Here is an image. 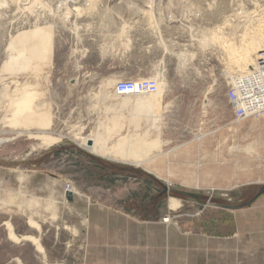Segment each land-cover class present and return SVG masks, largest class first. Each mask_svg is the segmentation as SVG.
<instances>
[{
    "label": "rangeland",
    "instance_id": "1",
    "mask_svg": "<svg viewBox=\"0 0 264 264\" xmlns=\"http://www.w3.org/2000/svg\"><path fill=\"white\" fill-rule=\"evenodd\" d=\"M263 13L264 0H1L0 264H264V242L234 230L260 202L264 115L236 117L228 94L250 76L218 44L240 45ZM154 77L160 111L124 109L106 145L133 136L158 153L137 165L91 152L81 138L118 120L116 84Z\"/></svg>",
    "mask_w": 264,
    "mask_h": 264
},
{
    "label": "bare ground",
    "instance_id": "2",
    "mask_svg": "<svg viewBox=\"0 0 264 264\" xmlns=\"http://www.w3.org/2000/svg\"><path fill=\"white\" fill-rule=\"evenodd\" d=\"M12 1H17V0H12ZM257 17H259V18H257L256 20L253 21V26H251L250 30L247 33H245V35H243L244 36V37H242L243 39L242 40L239 39L241 41L240 45H236L235 44L236 42L233 43L234 41L233 42H228V41L227 42H221V41H219L218 44H219V46H221V48L224 50V52L229 55L228 58H227V61H228L227 62V67L229 69H232L233 72H235V73L237 72V73H239L241 75L251 76L252 73L254 72V73H258L260 75V77H262L264 75V50H262L263 47H264V13L262 15H260V16L257 15ZM248 20H250V19H248ZM154 79L157 82V93L154 94V95H118L116 93H115V95L113 94L114 96H116L118 98V101H116V103L113 105L112 109L115 110L114 107L118 106V108H120V110L118 111V113H116L114 115V118H112V120L113 119L115 120L116 118H118V120L114 121V124L112 125V127H110V126L109 127H101V128H103V130L95 133V135L93 134V136H88V137L81 138L83 144L86 145L91 152H93V153H95L97 155H104L105 154L107 156H113V157H117V158H121V159H133L134 162L137 165H140L141 162H145L146 161L145 158L148 156L149 151L150 150L152 151V149H146L147 146H144V147H146L145 149H140V146L145 145V144L139 143L138 141L133 139V136L126 137V136H122L121 135L118 138V141L116 142V144H114V146L112 147L113 148L112 150L110 149V147L109 148L107 147L106 142L108 140L107 137L109 138L110 136L117 135L120 132L121 129L125 128L126 122L122 121L123 119H120V116H121L120 113H122L121 111H124V109H127V110L133 109V110H135L136 111L135 117H139L140 115L142 116V115L154 112V110H157V109H159V107H161L160 99H161V96H162V93H163L164 84H163V82L158 80V77H154ZM104 85L105 86L103 87V90L101 92L102 95L100 97L101 101H106V100L109 99L108 98V96H109L108 89L111 88L114 84H113V81L110 80V81L106 82ZM111 99L112 98H110L109 100H111ZM108 109H110V108H106V111ZM135 111H133V112H135ZM157 111H160V110H157ZM137 123L139 124V119L135 122V124H136L135 126L138 125ZM128 132H129V130H128ZM76 137L79 138V134L78 133L76 134ZM43 139L45 141L43 143H41L39 145V147L50 146L51 144L55 143L54 142L55 139H50L49 136L43 137ZM136 139H137V137H136ZM89 141L91 142V145H88ZM261 177H262L261 179H263L264 174ZM198 181H199V178H195V182H196L195 184H197ZM207 182H208V185L211 183V177L204 176L203 180L201 182H199V184L203 185V184H206ZM66 192L70 193L71 190L70 189H66ZM30 204H32V203H30ZM72 205H73V203H68L67 204V206H70V207ZM170 221H171L170 218L166 217L164 219L163 223H166V224L169 223L170 224ZM152 234H153V232H152ZM9 235L12 238H15V236L13 235V233L11 231H10ZM176 236H177V234H176ZM34 241L37 244L36 245L37 249L41 250L42 248L39 246L37 241L36 240H34ZM210 243H212V242H210ZM151 244H153V243H151ZM203 246H204V244H203ZM188 248H189V246H188ZM180 250H181V248H180ZM126 251H129V250H126ZM168 255H170V254H168ZM131 256H133V255H131ZM145 256H147V255H145ZM107 259H109V258H107ZM128 259H129V257H128ZM136 260H137V258H136ZM110 261H112V260H110ZM171 261H173V260H171ZM128 262H129V260H128ZM160 262H162V261H160ZM122 264H124V263H122ZM151 264H152V262H151ZM163 264H164V261H163Z\"/></svg>",
    "mask_w": 264,
    "mask_h": 264
},
{
    "label": "built area",
    "instance_id": "3",
    "mask_svg": "<svg viewBox=\"0 0 264 264\" xmlns=\"http://www.w3.org/2000/svg\"><path fill=\"white\" fill-rule=\"evenodd\" d=\"M248 80H238L228 94L238 119H247L264 115V78L252 73ZM118 95H154L157 93V82L153 78L127 80L115 86Z\"/></svg>",
    "mask_w": 264,
    "mask_h": 264
},
{
    "label": "crops",
    "instance_id": "4",
    "mask_svg": "<svg viewBox=\"0 0 264 264\" xmlns=\"http://www.w3.org/2000/svg\"><path fill=\"white\" fill-rule=\"evenodd\" d=\"M155 122H156V117L154 116V123ZM140 127L141 126L139 124V127L136 129V131L140 130ZM154 139H157V138H154ZM239 143H241V141L235 137L233 146L231 148H229V151L225 154V156L227 155V159L225 157H223L222 161L219 162V164L222 163L225 165L223 170H221L220 168H217L219 171L226 172L227 165L230 166L232 163V162L229 163V161L235 160L237 157H239V156H237L238 155L237 149H239V151H240V149L242 148ZM160 144H161V141L159 140L158 147H160ZM157 153H158V151H156V148L153 149L152 151L151 150L149 151V154H157ZM258 199H260V202L257 205H255L251 208H247L244 210L237 211L234 215L235 236H236V234H240L241 237L239 238V242H240L241 246L243 245V243L244 244L248 243V244H250V248H251V246L253 247V244L258 243L259 241L264 242V237L259 238V236H258V235H264V230H261L258 232V228H259L258 224H260V226L262 227L261 229H264V196L261 195L256 200H258ZM93 217H94V215L91 216L92 220L94 219ZM95 218H97V216H95ZM237 241H238V239H237ZM93 242L94 241H91V245L94 244ZM241 248L242 247H240V251H241ZM93 249H94V247L91 246V250H93ZM91 261H93L92 263H94V264H119L117 262L109 263V262H107L108 260H106L104 262V260L98 261V259H96L94 262V260L91 259ZM114 261H115V259H114Z\"/></svg>",
    "mask_w": 264,
    "mask_h": 264
},
{
    "label": "water",
    "instance_id": "5",
    "mask_svg": "<svg viewBox=\"0 0 264 264\" xmlns=\"http://www.w3.org/2000/svg\"><path fill=\"white\" fill-rule=\"evenodd\" d=\"M88 145H91V142L89 141L88 142ZM264 193V186L259 190V192L257 193V195H256V198H258L259 196H261L262 194ZM190 197H193V198H195V199H198V196L197 195H194V194H188ZM255 198V199H256ZM67 199L69 200V201H71V199H72V194L71 193H68V195H67Z\"/></svg>",
    "mask_w": 264,
    "mask_h": 264
}]
</instances>
